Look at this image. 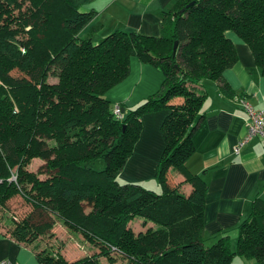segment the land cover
<instances>
[{"label": "trees", "instance_id": "16d2710c", "mask_svg": "<svg viewBox=\"0 0 264 264\" xmlns=\"http://www.w3.org/2000/svg\"><path fill=\"white\" fill-rule=\"evenodd\" d=\"M90 1L0 0V208L19 195L32 212L56 215L98 249L73 261L36 249L39 264H102L101 257L107 264H231L236 255L264 264V199H253L234 247L227 233L206 244L207 184L185 167L204 116L202 81L234 95L222 76L237 61L228 32L248 46L264 75V0H177L162 15L160 35L116 29L97 42V27L79 36L93 17L82 9ZM133 56L159 68L163 81L119 119L106 92L127 77ZM159 111H166L154 177L160 192L120 183L142 117ZM41 136L54 142L45 149ZM35 156L46 158L43 179L23 167ZM97 160L100 168L92 165ZM171 172L184 176L188 194ZM135 219L143 230L130 228ZM33 220L30 213L9 233L32 244L54 224Z\"/></svg>", "mask_w": 264, "mask_h": 264}, {"label": "crops", "instance_id": "0c3cea01", "mask_svg": "<svg viewBox=\"0 0 264 264\" xmlns=\"http://www.w3.org/2000/svg\"><path fill=\"white\" fill-rule=\"evenodd\" d=\"M176 2L92 0L82 7L84 11L92 10L93 17L79 32V36L86 37L94 27H97L91 36L94 42L116 29L158 36L163 13L172 9ZM227 36L235 46L237 61L224 70L222 76L235 96L223 94L216 81L209 83L207 98L201 108L204 116L192 136L194 152L185 167L189 173L201 175L207 184L203 211L205 243L211 244L213 239L227 233L234 247L238 226L247 218L253 199H264V139L253 137L238 152L234 150L245 134L249 120L237 98L244 97L253 109L264 108V75L248 46L233 32H228ZM131 61L132 66L138 64L142 71L145 70L136 59L132 58ZM158 72L153 70L157 77ZM133 80L134 73L131 70L125 79L106 92L113 105L119 104L124 111L146 97L147 92L135 90L142 86V77L136 80L130 91ZM155 90L153 88L149 93ZM165 114L166 111H159L142 117L139 138L120 173V182L154 183L157 163L164 148L161 123ZM183 179V175L174 173L170 181L173 184L180 183V189L188 194L191 186L182 182ZM3 259L19 264H39L36 250L31 244L22 243L9 231L0 229V260ZM231 264L259 263L255 259L236 255Z\"/></svg>", "mask_w": 264, "mask_h": 264}, {"label": "rangeland", "instance_id": "374dc122", "mask_svg": "<svg viewBox=\"0 0 264 264\" xmlns=\"http://www.w3.org/2000/svg\"><path fill=\"white\" fill-rule=\"evenodd\" d=\"M132 58L136 59L138 61V63H142L141 65L143 67H145V70L142 71L138 64L132 66L131 65L132 61H130V71L132 70L134 73V80L132 81V84L130 86V91L133 90L136 80L141 79V77H142V86H140V89L138 88L135 90H136V92L137 91H139V92L144 91L147 93H146V97L142 101L131 105V107H130L131 109L137 107L139 104H142V102L148 96L155 94L161 88L162 81H163V73L159 68H157L156 66H154L150 63L141 62L137 56H133ZM132 58H131V60H132ZM145 65L148 67H146ZM149 67L151 68L150 71H149ZM153 70L157 71V72L160 71V73L158 72L159 74H157L158 77L155 76V74H153ZM11 74L14 77H20V78H23L22 76H24L22 73H20L17 70H13L11 72ZM161 74H162V78H161ZM48 82L54 83V82H56V78L50 77L48 79ZM206 82H208V84H206ZM211 82H212L211 80H203L202 86L205 89H207V91H208V89L210 87L209 83H211ZM155 87H157L156 90H155ZM153 88L155 91H152V93H149L150 90H152ZM111 103L113 105V102H111ZM114 105H113V107H114ZM39 141L42 143V147H44L45 149L47 148V145L49 146L50 144H52L54 142L53 140H49L45 136L39 137ZM45 160H46V158H44V157H36V156L31 157L29 159V161H27L24 164L23 167L25 170L30 171L32 173H35L37 175V177L43 179V178L47 177V168L45 166ZM102 164H103V160H97V161L93 162L92 165L94 168H100V166ZM169 174L173 176L174 173L171 172ZM119 177H121V176H119ZM119 182H120V180H119ZM120 183H123V182H120ZM141 186H143V188H146V189H151L155 192H160V187H159V184L157 183L156 180L154 181V183L144 182L141 184ZM157 186H158V188H157ZM30 213L33 214V218H34L33 222H35V223L48 221L50 219H52L54 221V224L51 227V229L49 231H46V232L40 234V236L37 238V240L31 244V246H33L35 248V250L36 249L40 250L41 248H46L52 254H60L61 256H63V258H65L68 261H73V260H76L77 258H79L83 255H90L93 253L96 254L98 252V249L91 246L87 241H85L83 236L79 232H74V231L67 229V227L64 226V224H62L61 218H58L56 215L51 216V218H50V217H47V214H44V215L42 214L41 216H39L38 214H35L34 212H32L31 205L29 203L25 202L22 199V197L19 195H16L12 199L8 200L5 207L0 208V229L8 232L10 227L14 223H16L18 221H22L23 218H25ZM149 225H151V224L148 223V226ZM129 226L134 232H138V231L144 229L141 226V220L140 219L132 220L129 223ZM99 260L102 264H107V261L104 257L99 258ZM115 264H124V261L119 259Z\"/></svg>", "mask_w": 264, "mask_h": 264}, {"label": "built area", "instance_id": "2783aa9c", "mask_svg": "<svg viewBox=\"0 0 264 264\" xmlns=\"http://www.w3.org/2000/svg\"><path fill=\"white\" fill-rule=\"evenodd\" d=\"M238 102L245 108L249 120L246 123V131L243 137L238 141L235 152H238L242 145L247 143L253 137H260L264 139V108L262 109H253V107L246 101L244 97L237 98ZM113 114L116 118L121 119L123 117L122 107L119 104H116L112 108ZM15 177H13L14 179ZM0 264H19L17 262L3 259L0 260Z\"/></svg>", "mask_w": 264, "mask_h": 264}, {"label": "water", "instance_id": "95a60500", "mask_svg": "<svg viewBox=\"0 0 264 264\" xmlns=\"http://www.w3.org/2000/svg\"><path fill=\"white\" fill-rule=\"evenodd\" d=\"M191 4V3H190ZM188 6V5H187ZM175 48H176V42H174V44H173V51L175 50ZM122 111L124 112V109H122Z\"/></svg>", "mask_w": 264, "mask_h": 264}]
</instances>
